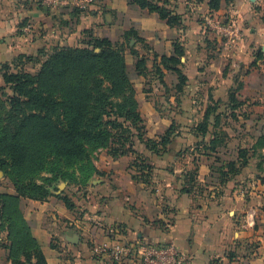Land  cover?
<instances>
[{
	"label": "crops",
	"instance_id": "0c3cea01",
	"mask_svg": "<svg viewBox=\"0 0 264 264\" xmlns=\"http://www.w3.org/2000/svg\"><path fill=\"white\" fill-rule=\"evenodd\" d=\"M18 1L0 0V63L8 54L24 52L25 45H32V50L39 45L72 46L84 28L111 38L123 25L130 26L159 55H171L174 43L184 47L185 93L226 91L237 81L236 100L257 107L259 114L252 116L264 119V107L256 101L259 94L264 99V27L256 24L246 33L237 8L221 6L211 15L217 27L215 46L205 54L198 46L199 38H189L188 32L168 26L130 0H75L58 11L47 10L35 0L25 5ZM122 15L123 21L119 20ZM228 16L232 19L229 27L223 24ZM30 26L32 39L25 43V34L19 30L28 33ZM223 30L228 31L224 37L220 35ZM194 52L203 54L205 62ZM126 64L129 66L128 61ZM133 74L129 78L138 110L148 135L157 137L166 131L169 119L155 108L152 91L176 93V75L165 70L167 90L159 81L151 90L144 77L136 71ZM97 155L99 174L90 178L84 191L76 187L70 206L53 195L20 202L46 264H113L94 249L110 244L115 237L171 241L183 256L182 264H264V184L254 182L244 193L237 181L226 185L212 168L200 165L196 171L199 180L207 184L206 195L181 192L171 181H165L161 193L156 194L132 179L130 157L112 158L105 151ZM3 192L13 194L14 190L0 181ZM0 264H9L6 255L0 254Z\"/></svg>",
	"mask_w": 264,
	"mask_h": 264
},
{
	"label": "trees",
	"instance_id": "16d2710c",
	"mask_svg": "<svg viewBox=\"0 0 264 264\" xmlns=\"http://www.w3.org/2000/svg\"><path fill=\"white\" fill-rule=\"evenodd\" d=\"M130 1L156 14L170 27L181 23L169 0ZM218 6L219 0L207 1L210 10ZM129 35L151 51L155 73L165 90L163 72L167 70L176 75L175 92H181L187 77L182 71L184 50L180 44L174 43L171 55H159L133 27L123 32L122 43L128 41ZM119 43L107 37H91L84 46H54L36 74L7 70L2 73L13 92L0 105V170H10L14 184L13 194L0 193L3 203L0 214L10 221L9 264H25L18 259L19 255L28 261L35 256L37 264H46L22 215L21 198L44 200L52 195L49 188L59 179L85 185L99 174L91 150L106 147L110 157L117 158L129 153L135 135L141 138L145 126ZM130 53L136 58V73L146 76L147 58L133 47ZM6 67L4 63L1 65L3 69ZM234 90L229 99L236 102ZM208 115L209 110L205 119ZM207 125L206 120L199 125L202 136ZM170 129L161 137L162 147L169 141ZM258 141L264 149V133ZM59 198L71 205L69 197Z\"/></svg>",
	"mask_w": 264,
	"mask_h": 264
},
{
	"label": "rangeland",
	"instance_id": "374dc122",
	"mask_svg": "<svg viewBox=\"0 0 264 264\" xmlns=\"http://www.w3.org/2000/svg\"><path fill=\"white\" fill-rule=\"evenodd\" d=\"M28 1L32 0H19L18 3L25 5ZM169 1L173 6V11L181 17V23L176 28L182 29L184 33L188 32L189 38L191 36L199 38L198 46L200 45L199 48L204 53L215 46L213 34L217 31V27L213 26L210 17H212L211 15L214 16L221 6L237 8L240 11L239 15L241 19L244 18L246 33H248V27L256 28V24L264 27V0H219V6L216 10L207 8L208 0ZM23 19L18 22L21 23ZM119 20L123 21L124 16H120ZM231 21V17L228 16L223 19V24H229V27L232 25ZM129 28L130 26L123 25V28L118 29L116 35L109 39L122 43L123 32ZM15 32L14 29L13 33ZM227 32L225 30L223 33L220 31V35L224 37ZM21 33L25 34L22 38H26L25 43H28L32 39V26H30L28 33L19 30V34ZM91 37L108 38V36L93 35L91 29L84 28L72 46H84ZM180 46L184 50V47ZM53 47L54 45L49 47L39 45L32 50V45H25L24 50H21L24 52H17L13 56L8 54L7 59L0 63V105L6 100L7 95L13 93L9 84L4 82L2 73L7 70L9 72L24 71L36 74L41 62L49 56ZM130 47L135 48L139 55H144L147 58L146 76L137 75L144 77L147 80L146 84L151 85L152 90L154 88L152 84L158 82V76L153 67L151 51L146 49L141 42L135 41L133 35H129L128 41L122 43L125 64L126 61L129 63V66L126 64L127 74L131 79L135 73L136 58L131 55ZM194 48L200 50L198 47ZM194 54L200 56L205 62L203 54L199 52H194ZM3 63L7 65L4 69L1 68ZM237 86L238 82L234 81L226 91L215 93L209 91L207 94L197 91L185 93L184 89H188V82L186 81L183 90L179 93H169L164 90L152 91L151 97L157 101L155 108L169 119L168 127H171L168 133L169 141L162 147L159 143L165 132L157 135V137L149 136L146 125H144L145 129L141 133V138L135 135L132 138L129 153L123 155L130 157V174L134 177L132 179L138 183H143L147 190L156 194L161 193L165 181H171L174 189L182 191L184 189L187 194L190 191L196 195H206L207 184L203 183L205 180H199V173L196 171L200 165H206L217 174V179L226 181V185L234 184L236 181L240 183L244 193H247L245 190L251 188L254 182L264 184V149L258 141V138L264 133V119L261 120L252 116L259 114L256 111L257 107L245 104L244 101L233 102L229 99L231 90L235 89L234 95H236ZM261 97L262 95L259 94L256 101L264 107V99ZM208 110L209 115L205 119ZM63 119L66 120L65 117ZM205 120L208 123L207 132L202 136L198 128ZM212 139H216V141L212 142ZM101 151H105L110 156L106 147L91 150V159L94 164L96 160L100 159L97 154ZM208 174L211 176L210 171ZM0 181L6 184V187L10 186L14 190V184L10 179V170H6V172L0 170ZM87 183L81 185L75 181L59 179L49 189L52 195L57 198L64 195L70 199L71 195L76 193L77 188L84 191ZM20 200L22 202L23 198ZM2 205L0 199V212ZM21 212L24 217V212L22 210ZM15 221H18L17 217ZM9 224L10 221L0 214V254L6 255L7 259L11 258L9 248L12 244L8 234ZM18 259L25 264H37L35 256H32L29 261L22 255H19ZM218 263L220 261L214 262V264Z\"/></svg>",
	"mask_w": 264,
	"mask_h": 264
},
{
	"label": "built area",
	"instance_id": "2783aa9c",
	"mask_svg": "<svg viewBox=\"0 0 264 264\" xmlns=\"http://www.w3.org/2000/svg\"><path fill=\"white\" fill-rule=\"evenodd\" d=\"M43 8L58 11L75 0H35ZM26 27L25 30H28ZM244 226V225H243ZM97 254L105 255L113 264H182L184 259L171 242L123 240L115 237L110 244L96 247Z\"/></svg>",
	"mask_w": 264,
	"mask_h": 264
}]
</instances>
